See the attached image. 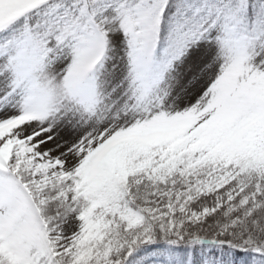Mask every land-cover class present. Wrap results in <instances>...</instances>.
I'll use <instances>...</instances> for the list:
<instances>
[{
    "label": "snow or ice",
    "instance_id": "obj_1",
    "mask_svg": "<svg viewBox=\"0 0 264 264\" xmlns=\"http://www.w3.org/2000/svg\"><path fill=\"white\" fill-rule=\"evenodd\" d=\"M0 264H264V0H0Z\"/></svg>",
    "mask_w": 264,
    "mask_h": 264
}]
</instances>
